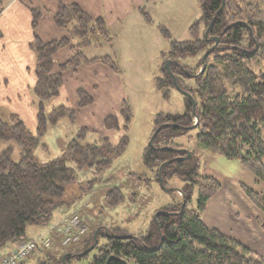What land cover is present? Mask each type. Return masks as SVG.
Instances as JSON below:
<instances>
[{"label":"trees","instance_id":"1","mask_svg":"<svg viewBox=\"0 0 264 264\" xmlns=\"http://www.w3.org/2000/svg\"><path fill=\"white\" fill-rule=\"evenodd\" d=\"M200 6L201 16L192 26L196 38L173 40L165 60V63L169 59L178 61L171 63V71L180 87L195 99L196 108L194 110L192 98L186 96L188 112L182 115L157 114L153 133L160 126L161 130L144 152L145 162L158 168L155 177L158 181L163 179L164 187L168 188V181L173 176L184 180L185 185L179 190L181 198L159 210L154 228L147 235L124 240L111 237L103 245L99 242L95 247L98 252L90 264H123V260L128 262L130 259L138 264H264V255L203 220L207 202L220 189V181L200 173V160L193 153L188 158H176L186 156L187 151L165 148L182 147L175 143L174 138L180 131L189 129L167 126V123L189 127L197 122L196 127L200 129L198 140L202 145L228 159L238 160L256 176L258 182L264 183V71L257 72L252 66L264 60V0H200ZM5 8L0 1V14ZM31 14L34 40L30 46L36 56L33 91L41 108L35 130H30L17 116H13V124L0 118V143L15 139L22 152L21 159L15 161L11 147L0 149V247L9 241L26 239L28 225L45 227L49 224L53 210L64 202L66 189L74 182V170L68 165V160L74 161L81 169H106L128 144L127 135L117 143L109 136L84 143L86 127H83L69 142L63 156L46 163L35 159L33 148L47 132L49 123L55 124L62 117L76 121L75 110L65 105L51 112L44 111L46 103L60 94L64 82L62 72L95 62L115 67L116 62L110 56L88 59L83 51L91 44L112 42L104 18L92 17L76 3L61 4L54 20L58 27L68 31L70 38L44 41L35 32L42 13L33 8ZM214 17L206 36V29ZM203 28L204 34L200 35ZM163 32L170 38L169 30L164 28ZM216 36L220 38L218 46L207 57L205 67L201 58L197 69L191 71L196 76L185 74L187 67L179 58L203 55L215 43L214 38H209ZM72 38L79 41L72 47L71 57L56 64L54 56L68 46ZM56 66L58 71H55ZM163 72L164 77L159 78L158 83L167 95L168 87L175 84L166 68ZM181 76L193 79L194 85L186 84ZM78 98L81 106L93 102L83 89L78 91ZM123 111L129 120V107ZM104 126L107 129L119 127L118 116L108 115ZM242 187L252 202L264 211V187L257 190L245 183ZM195 189L198 194L196 207L192 204ZM110 233L125 231L116 228ZM89 235L82 240L84 247L81 250L64 252L67 264L73 257H90L91 252L78 256L94 244V232ZM101 236H106L103 230L98 233V237ZM159 244L160 247L155 248ZM43 254L48 257L50 252ZM111 255L115 258L109 260ZM54 261L63 263V258L54 257ZM41 264H48V261Z\"/></svg>","mask_w":264,"mask_h":264},{"label":"rangeland","instance_id":"2","mask_svg":"<svg viewBox=\"0 0 264 264\" xmlns=\"http://www.w3.org/2000/svg\"><path fill=\"white\" fill-rule=\"evenodd\" d=\"M200 16V0H146L142 5V12L134 11L116 23L107 22L113 37L112 45L93 44L84 48L88 58L111 56L116 62L115 67L110 64L105 66L114 71L115 81L112 84L117 91V97H120V105L112 108L109 96H103L99 100V109L97 107L95 111L88 109V113L82 111L74 100L69 99L68 102L78 109L76 121L71 122L68 117H62L55 124L49 123L47 132L33 148V155L41 163L63 156L69 142L77 137L83 127H86L84 143L100 141L105 135L118 142L127 135L128 144L121 155L106 169L98 170L96 167L81 169L74 161L68 160V165L74 170V182L67 187L64 202L53 210L49 222L76 211L87 222L89 237L100 227L99 232L103 230L106 233L107 230L110 233L119 228L125 231L121 234L137 238L147 235L149 230L154 228L156 214L160 209L181 198L179 190L185 185L184 180L179 176H173L168 181V188L164 187L155 177L158 168L145 162L144 152L150 145L157 114L182 115L188 112L184 92L171 85L168 87V94L165 95V90L159 86L158 79L164 77L163 68L166 67L165 60L171 42L194 40L196 34L192 26ZM164 28L170 31V38L163 32ZM203 34L204 28L200 32V35ZM74 40L79 41L77 38ZM202 57V54L180 57L181 63L187 67L184 69L185 74L194 75L191 71L197 69ZM252 66L257 72L264 71V60L257 61ZM181 77L189 86L194 85L193 79ZM30 94L31 97L29 99L26 97V101L22 100L23 98H15L17 102L13 101V98L0 97L1 120L13 124V116H17L32 130L34 124L32 120L36 121L41 107L33 88ZM53 100L46 103L45 112L65 105L60 104L63 101L60 94ZM127 106L130 110L129 120L123 111ZM109 109L111 111L108 113L113 112L118 116L119 127L107 134V129L97 126L99 120L96 116H105L108 114L105 111ZM92 112L96 116L91 115ZM89 115L91 118H88ZM199 131V127L182 130L174 140L177 145L182 146L178 148L190 151L200 160L201 174L216 178L224 187L230 184L233 186L237 181L257 190L264 187V183L258 182L256 176L238 160L228 159L202 145L198 140ZM7 147L13 149V158L19 161L22 152L17 140L0 143V149ZM197 195L195 189L192 199L194 207ZM45 229L40 225H28L25 233L30 237L43 236ZM98 238L100 245H103L107 242L108 236ZM81 242L63 247L57 244L49 250L48 257L43 254L47 251L35 252L22 264H41L46 261L48 264H67L64 261V252L70 249L81 250L84 247ZM10 243L17 242L9 241L7 244ZM6 245L0 247V257L4 254ZM96 252L98 248L91 252L90 257L81 259L73 257L68 264H90ZM40 254L43 257H39ZM54 257L63 258V263L59 261L56 263ZM128 264L138 263L130 259Z\"/></svg>","mask_w":264,"mask_h":264},{"label":"crops","instance_id":"3","mask_svg":"<svg viewBox=\"0 0 264 264\" xmlns=\"http://www.w3.org/2000/svg\"><path fill=\"white\" fill-rule=\"evenodd\" d=\"M0 1L6 6L5 10L0 14V97L13 98V101L16 100L15 98H23L22 100L24 101H26V97L29 99L31 97L30 90L36 82V56L30 46L34 40L31 9H39L42 13V17L35 31L36 34L44 41H52L63 37L70 38L68 31L58 27L54 20V16L58 12L61 4L70 5L76 3L92 17L104 18L107 25V22L111 24L122 21L125 16L134 11L142 12V5L146 2V0ZM76 42L72 38L68 46L58 51L54 56L56 64L64 63L71 57L72 47ZM105 43L112 45V42H102L95 45L101 46ZM58 70L56 66L55 71ZM62 74L64 82L60 88V96H62L63 101L60 104L75 108L72 103L68 102L69 99H72L77 105L79 104L82 111L89 113L88 109L93 111L96 110V107L99 109V100L101 97L109 96L111 100H108L112 108L120 105V97H117V91L113 88L112 84L115 81L113 79L114 71L110 68L107 69L104 63L82 64L78 67L70 68L62 72ZM11 80H13L12 83ZM80 89L90 94L93 99L91 104L81 107L78 98V91ZM64 95L65 97L63 98ZM52 101L54 100L52 99ZM48 105L50 106V104ZM75 110L77 116L78 109L75 108ZM110 111L109 109L105 113ZM111 114L115 113H108L102 117L97 115V111V116L94 112L91 113V115L96 116V119L98 118L99 120V125L97 124V126H102L105 129L107 128L104 126V120ZM32 122L34 123L32 130H35L37 127V119L36 121L33 119ZM111 130L107 129V134L111 133ZM202 217L208 225L218 228L225 234L240 240L248 247L264 255V211L252 202L245 193L240 181H237L233 186L230 184V186L226 185L225 187L221 183L220 189L208 200ZM62 218L63 216L54 222H49L44 227L46 229L43 236L54 237L55 230L52 229V226ZM27 238L34 237L27 236ZM54 240L55 246L60 244L57 238L54 237ZM17 244L18 242L15 244H7L3 250L4 254H2L6 255L11 252Z\"/></svg>","mask_w":264,"mask_h":264},{"label":"built area","instance_id":"4","mask_svg":"<svg viewBox=\"0 0 264 264\" xmlns=\"http://www.w3.org/2000/svg\"><path fill=\"white\" fill-rule=\"evenodd\" d=\"M52 229L54 237L64 246L82 241L89 232V226L83 216L72 212L58 221ZM51 236H38L21 240L15 248L0 257V264H22L33 253L49 250L54 246L55 240Z\"/></svg>","mask_w":264,"mask_h":264},{"label":"water","instance_id":"5","mask_svg":"<svg viewBox=\"0 0 264 264\" xmlns=\"http://www.w3.org/2000/svg\"><path fill=\"white\" fill-rule=\"evenodd\" d=\"M223 1H224V0H223ZM223 7H224V3H223V6L221 7V9H222ZM214 20H215V17L212 19V21H211L209 27L206 29V32H205V35H206V36L209 35V31H210L211 26L213 25ZM213 38L215 39V43L213 44V46H211V47H210V48H209V49L203 54V57H202V62H203L204 67H205V61H206L207 57L210 55V53L212 52V50L218 46V43H219V40H220V38H219L218 36H216V37H212L211 39H213ZM172 62H173V60H171V59L167 60V63H166V67H165V68H166V69L168 70V72L173 76V80H174V84H175V86H177L178 88H180V90L183 91L184 94H185L186 96H189V97L192 98V100H193V104H194V110H195V108H196V101H195V99L192 97V95H191L188 91H186V90H184V89H182V88L180 87L176 75H174V74L172 73V71H171V63H172ZM188 75H190V74H188ZM190 76H196V75H190ZM196 123H197V122H196ZM196 123H195L194 125H192V126H189V127H188V126L177 125V124H175V123H167L166 125H167V126H173V127L178 126V127H181V128H194V127H196ZM160 130H161V126L158 127V128L155 130V132L153 133V135H152V137H151L150 145L153 144V140H154L155 136L158 134V132H159ZM161 148H162V147H157V149H161ZM165 148L173 149L174 151L182 150V149H180V148H173V147H169V146H165ZM186 151H187V150H186ZM191 156H192V153H191L190 151H187V155H186V156L178 157V158H182V159H184V158H188V157H191ZM174 159H175V158H174ZM170 161H172V159H171V160H167V161H165V162L162 164V166H163L164 164H166L167 162H170ZM162 166H161V168H162ZM161 183L163 184V179H162V178H161ZM184 206H185V202L183 203V206H182V207H184ZM156 215H157V214H156ZM99 230H100V227H98V228L96 229L95 233H94V236H95V242H94V244L91 245L89 248H87L85 251L80 252V253L78 254V256L82 257V256H84V255H87V254H89L91 251H93V250L95 249V247L99 244V238H98ZM106 235L108 236V238L116 237V238L123 239V240H124V239H129V238H136L135 236H131V235H127V234H111V233H109L107 230H106ZM158 247H160V244H159L157 247H155V248H158ZM113 258H115V255H111V256L109 257V260H111V259H113ZM65 259H66V255H64V261H65ZM122 262H123V264H128V262L125 261V260H123ZM65 263H66V262H65Z\"/></svg>","mask_w":264,"mask_h":264},{"label":"flooded vegetation","instance_id":"6","mask_svg":"<svg viewBox=\"0 0 264 264\" xmlns=\"http://www.w3.org/2000/svg\"><path fill=\"white\" fill-rule=\"evenodd\" d=\"M209 39H211V37H210ZM171 60H173V59H171ZM173 62H178V61H176V60H173ZM176 158H178V157H176Z\"/></svg>","mask_w":264,"mask_h":264}]
</instances>
